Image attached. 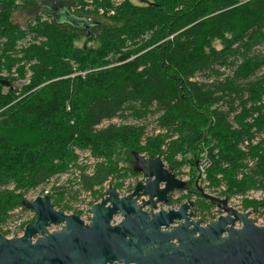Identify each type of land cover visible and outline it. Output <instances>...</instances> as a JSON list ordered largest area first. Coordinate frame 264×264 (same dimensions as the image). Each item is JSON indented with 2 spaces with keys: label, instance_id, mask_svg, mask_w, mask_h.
Here are the masks:
<instances>
[{
  "label": "trees",
  "instance_id": "trees-1",
  "mask_svg": "<svg viewBox=\"0 0 264 264\" xmlns=\"http://www.w3.org/2000/svg\"><path fill=\"white\" fill-rule=\"evenodd\" d=\"M84 1L0 0V71L16 66L29 81L18 90L0 76V232L9 233L1 226L12 211L27 209L26 193L53 179L77 180L47 193L62 211L67 194L89 193L92 205L106 183L120 188L138 175L133 151L194 174L206 148L210 185L226 186L220 196L264 189V0H122L108 16L96 11L110 0H92L93 10ZM22 8L53 19L21 25L12 17ZM83 155L91 162L78 165ZM187 190L206 220L215 204L190 180Z\"/></svg>",
  "mask_w": 264,
  "mask_h": 264
},
{
  "label": "water",
  "instance_id": "water-1",
  "mask_svg": "<svg viewBox=\"0 0 264 264\" xmlns=\"http://www.w3.org/2000/svg\"><path fill=\"white\" fill-rule=\"evenodd\" d=\"M130 154L132 170L143 182L124 196L108 186L90 206L87 222L56 209L46 194L24 200L34 221L19 236L0 232V264H264V223L258 225L248 211H238L200 187L201 196L223 214L207 222L194 219L192 201L158 209L186 181L159 156ZM117 215L120 220L112 224Z\"/></svg>",
  "mask_w": 264,
  "mask_h": 264
},
{
  "label": "rangeland",
  "instance_id": "rangeland-1",
  "mask_svg": "<svg viewBox=\"0 0 264 264\" xmlns=\"http://www.w3.org/2000/svg\"><path fill=\"white\" fill-rule=\"evenodd\" d=\"M119 0H110V7H103L102 6V12H99V11H96L98 15H106L108 16V14H110L111 12L110 9L115 5L116 2H118ZM85 6H83V9L84 10H93L94 9V5L92 3V0H85ZM134 2H137V1H134ZM38 7V6H37ZM81 7V5L78 6V8H72V10L74 9H79ZM42 8V7H40ZM40 8H37V11H32L31 9L29 8H22V9H19L18 11H16L14 14H13V20L14 21H17L19 23H21V25H24V24H27L29 23L31 20H38V21H41L43 20V14L38 11ZM106 8H108L106 10ZM32 12H35V14H33ZM34 21V22H35ZM33 23H31V26H32ZM27 39H32L31 37H27ZM35 43L38 42V41H34ZM83 42V39H79L78 41H76V44L77 45H81ZM217 46L218 43H216ZM26 46H28V43L26 44ZM22 47L23 49L26 47ZM259 51L263 52L264 54V46H261V47H258L257 48ZM15 69H16V66H13L12 67V70H14V72H1L0 71V76H3V77H6V76H10L11 78H13V84L15 86V88H17L18 90H21L22 87L27 84L29 81L27 80V76H25L24 78L20 77L18 72H15ZM81 72V71H79ZM78 72V73H79ZM227 72V71H226ZM77 74V71H75L71 76H74ZM25 80H27L26 82H24ZM4 90H6L4 88ZM132 120H129V122H131ZM108 122H113V123H120L121 120L119 118H114L110 121H104L102 122L101 125L99 126H102V125H105L107 124ZM147 125H148V129L149 131L151 130H155V126H154V121L153 119H150L149 122H147ZM144 155V154H143ZM176 160L178 161H181V157L180 155H177L176 157ZM203 158H207L208 162H209V165L206 167V173H205V180L208 182V187L209 188H213L214 189V193L212 194L213 196H216V197H219V198H225L227 199L228 201V205L234 209H237L238 211H241V212H245V211H248L250 213V217L254 218L256 220V223L258 225H261L264 223V194H260L258 195L257 197H255L256 199H248V197L245 196V194L248 192H244V193H236V194H233L231 195V197L229 198H226L224 196H220L219 195V192H221L222 190H224L226 188L225 184L224 183H220L217 187H213L210 185L209 183V180L207 179V172H208V168L210 166V163H211V159L206 155V148H203L202 151H199L198 155H197V159H196V168L191 166V168H194L193 172L194 174H192L191 172V169H190V166L188 164H184L181 168H180V171H172L170 168H168L166 166V162H164L163 160V163L165 165L166 168H168L169 170H171L177 178L181 179V180H186L187 182L190 180L193 184V186H195V188L197 189L198 191V187L202 188V179H201V172H200V161L203 159ZM162 159V158H161ZM88 162H91L90 159H89V156L88 155H83L81 158H79V161L77 162L78 165H84V164H89ZM77 168H76V171H74L73 168H70L67 172H69L68 174H72V172H77ZM194 176V177H193ZM220 175H217V178H219ZM141 175L138 174V175H135V176H128L127 178H125L124 182H123V185L120 187V188H117V191L119 192L120 195L124 196L128 193H130V191L132 190L133 186L135 185L136 182L140 181V182H143V177L141 178ZM72 180L71 183H75L77 184V180L75 181L73 177H69L67 179H64L63 177H59L57 180H52L51 182H48L46 186H42V187H39L37 188L36 190H33V191H28L26 193V200H32L34 199L35 197L37 196H42V195H45L44 194V191H47V193L51 192L52 191V188L53 187H56V186H62V185H69L67 184V180ZM194 179V180H193ZM108 186H112V185H106L104 186V191L103 193L105 192L106 188ZM220 186H223V188L221 189ZM128 187H130L131 189L128 190ZM78 186L75 185L73 186L72 189H69V191L71 192L72 190H77ZM225 191V190H224ZM199 192V191H198ZM200 193V192H199ZM177 193H173V197L176 195ZM187 194H188V190H187ZM47 195V194H46ZM104 195V194H103ZM102 195V196H103ZM201 195V194H200ZM187 196V195H186ZM185 196V197H186ZM237 196H241V199H238ZM66 201H68V204L71 206V209L70 210H67V211H64L65 213H75V211L73 210H78V212L80 214H78L81 218L86 217V221L88 220L89 216H88V212H90V202L93 200L92 196L89 195V193H85L84 191H78V194L76 196L75 199H68V194L66 195ZM195 199V195H192L191 197V200H188L187 201H192ZM100 199H98L97 201H95L94 203L98 202ZM246 200H250V201H255L257 203H262L261 206H258L257 208L255 209H243L242 208V204L243 201H246ZM193 203V201H192ZM175 204H172V205H163V204H159L158 205V209L160 208H163V209H169V208H175L176 206H174ZM223 214V212L221 210H219L216 205L214 208H212L210 210V213L207 217L206 220H203L204 222H207L208 220L210 219H214V218H217L219 215ZM34 216V212L31 211V210H28V209H19L17 208V210H14L10 213V218L7 220V222L5 224H3L1 227L3 230H9V233L6 235L7 237H11V236H16L14 235L15 234V231H19V233L21 234L23 230H19V225H21L22 223L28 221L29 219H31L32 217ZM116 218H120L119 215L115 216V219ZM193 218L194 219H198L197 217H195L193 215ZM236 226H238V224H236ZM57 227L55 226H51L50 229H56ZM10 234H13V235H10Z\"/></svg>",
  "mask_w": 264,
  "mask_h": 264
},
{
  "label": "built area",
  "instance_id": "built-area-1",
  "mask_svg": "<svg viewBox=\"0 0 264 264\" xmlns=\"http://www.w3.org/2000/svg\"><path fill=\"white\" fill-rule=\"evenodd\" d=\"M122 0H119L118 2H116L115 3V5L114 6H116V5H118L120 2H121ZM98 11L99 12H102V8H98ZM109 12H111L110 14H112L113 13V10L112 9H110V11ZM43 14V20H41V22H44V21H50V18L51 19H53L52 17H50V16H48L47 14H44V13H42ZM35 21V20H34ZM32 22L33 23V25L37 22V21H35V22ZM28 40L29 39H22V40H20V41H17V43H16V46L18 47V48H22V47H24V46H26V44L28 43ZM2 72H5V71H2ZM12 72H14V70H12ZM27 80H25L24 82H26ZM206 155L208 156V154H207V152H206ZM209 157V156H208ZM88 163H90V162H88ZM209 165V162H208V160H207V158H203L201 161H200V166H199V168H200V172H201V179H202V187H203V191L205 192V193H208V194H213L214 193V189L213 188H209L208 187V182L205 180V173H206V167ZM143 176H141V178H142ZM140 178V179H141ZM144 179V178H143ZM184 180V179H183ZM184 181H186V180H184ZM187 182V181H186ZM220 188L222 189L223 188V186H220ZM44 194H47V191H44ZM260 194H264V189H251V190H248V192L245 194V196L246 197H248V199H256L255 197H257L258 195H260ZM120 195V194H119ZM122 196V195H121ZM173 198H175V196L173 197ZM237 198L238 199H241V196H237ZM90 215V212H88V216ZM83 219H86V217H84L83 216ZM120 218H116L115 219V217H114V221L115 222H117L118 220H119ZM20 226V225H19ZM17 232V234H14V235H16V236H19L20 235V233H19V231L17 230V231H15V233ZM10 235H13V234H10ZM12 237V236H11Z\"/></svg>",
  "mask_w": 264,
  "mask_h": 264
},
{
  "label": "flooded vegetation",
  "instance_id": "flooded-vegetation-1",
  "mask_svg": "<svg viewBox=\"0 0 264 264\" xmlns=\"http://www.w3.org/2000/svg\"><path fill=\"white\" fill-rule=\"evenodd\" d=\"M142 176V175H141ZM187 187H188V182H186V185H185V187L183 188V189H178V190H174V191H172L171 193H169L168 194V196H167V202L170 200V198H172V199H178V198H182L181 200H180V202H178V203H176L174 206H178L180 203H182V202H184V201H187V199H186V195H187ZM173 193H177L176 195H175V198H173ZM183 197H185L184 199H183ZM193 201V203H194V200H192ZM167 202L165 203V204H163V205H167ZM159 205V204H158ZM175 207V208H176ZM146 209H148V208H146ZM192 209H194V204H193V207H192ZM91 215V214H90ZM90 215H89V217H90ZM81 218V217H80ZM83 219V218H82ZM87 219V218H86ZM86 219H83L85 222H87L86 221ZM89 219V218H88ZM120 220V219H119ZM118 220V221H119ZM117 221V222H118ZM32 222V221H31ZM115 223V221H114V218H113V220H112V224H114ZM27 224V223H26ZM25 224V225H26ZM24 225V226H25ZM113 264H119V263H113Z\"/></svg>",
  "mask_w": 264,
  "mask_h": 264
}]
</instances>
